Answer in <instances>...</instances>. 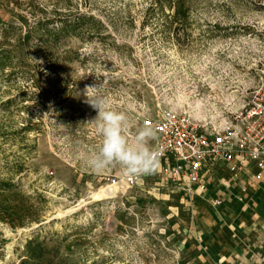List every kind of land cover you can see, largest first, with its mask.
<instances>
[{
  "label": "rangeland",
  "instance_id": "rangeland-1",
  "mask_svg": "<svg viewBox=\"0 0 264 264\" xmlns=\"http://www.w3.org/2000/svg\"><path fill=\"white\" fill-rule=\"evenodd\" d=\"M166 2L0 0V31L15 27L5 48L30 32L0 69V176L40 218L0 222V264H18L36 237L59 255L70 246L69 264H215L199 256L195 207L161 163L131 186L118 168L85 165L98 143L86 86L134 129L170 112L208 123L264 78V0H184L177 19Z\"/></svg>",
  "mask_w": 264,
  "mask_h": 264
},
{
  "label": "built area",
  "instance_id": "built-area-1",
  "mask_svg": "<svg viewBox=\"0 0 264 264\" xmlns=\"http://www.w3.org/2000/svg\"><path fill=\"white\" fill-rule=\"evenodd\" d=\"M144 126L158 133L154 148L162 179L183 184L187 197L204 194L223 170L239 179L245 162L259 168L253 180L264 183V78L244 96L243 104L217 111L208 123L170 112L145 120ZM137 178L127 176L125 182L131 186Z\"/></svg>",
  "mask_w": 264,
  "mask_h": 264
},
{
  "label": "crops",
  "instance_id": "crops-1",
  "mask_svg": "<svg viewBox=\"0 0 264 264\" xmlns=\"http://www.w3.org/2000/svg\"><path fill=\"white\" fill-rule=\"evenodd\" d=\"M245 162L239 179L227 170L204 194L187 197L194 205L191 235L199 256L215 264H264V183ZM162 179V178H161ZM175 183L183 192V184Z\"/></svg>",
  "mask_w": 264,
  "mask_h": 264
},
{
  "label": "clouds",
  "instance_id": "clouds-1",
  "mask_svg": "<svg viewBox=\"0 0 264 264\" xmlns=\"http://www.w3.org/2000/svg\"><path fill=\"white\" fill-rule=\"evenodd\" d=\"M101 86H86V102L97 112L89 124L98 143L85 159V165L96 173L118 168L125 176H142L156 172L159 156L153 147L158 133L154 127L140 125L134 129L131 117L112 107L100 92Z\"/></svg>",
  "mask_w": 264,
  "mask_h": 264
},
{
  "label": "trees",
  "instance_id": "trees-1",
  "mask_svg": "<svg viewBox=\"0 0 264 264\" xmlns=\"http://www.w3.org/2000/svg\"><path fill=\"white\" fill-rule=\"evenodd\" d=\"M166 4L174 12V18L186 16V4L184 0H166ZM42 20L37 21V26H41ZM13 25L2 28L0 31V69H5L11 65V53L22 56V47L24 42L30 36V32L24 37L20 33L15 34L12 49L5 48L10 39L9 29H14ZM16 55V56H17ZM28 128H23L26 131ZM32 197L24 194L18 188V184L11 178H1L0 176V222L9 224L12 228L24 227L31 222L39 221L40 218L30 214V205L28 204ZM71 247H68L66 256L59 255L56 248H48L45 245V238H31L25 245L24 258L18 264H69V254ZM54 259L57 262L54 263Z\"/></svg>",
  "mask_w": 264,
  "mask_h": 264
}]
</instances>
